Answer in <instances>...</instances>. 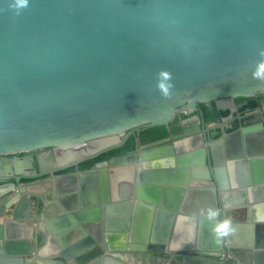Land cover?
I'll return each instance as SVG.
<instances>
[{
    "label": "water",
    "instance_id": "water-1",
    "mask_svg": "<svg viewBox=\"0 0 264 264\" xmlns=\"http://www.w3.org/2000/svg\"><path fill=\"white\" fill-rule=\"evenodd\" d=\"M14 3L0 0V181L13 180L0 185V215L18 201L43 207L48 196L24 190L39 178L81 173L79 189L54 192L80 223L98 225L101 207L131 208L133 201L135 207L175 218L185 191V182L177 184L181 174L188 176L193 168L200 176L196 169L207 166L209 179L216 182L220 164L239 158L254 174L249 181L261 183L263 193L256 190V195L264 200L263 133L227 135L215 151L199 126L172 147L150 145L149 155L135 151L84 171L58 174L121 145L130 134L169 127L177 115L192 114L202 103L214 102L231 112L235 99L264 94V81L253 78L264 49V0H28L23 9L10 7ZM161 69L172 74L168 96L157 88ZM256 141L262 147H254ZM30 152L39 153L30 160L16 157ZM143 157L159 161L139 172L114 168ZM177 160L180 169H170ZM106 164L114 168L112 186L101 181L88 200L83 179ZM171 173L177 174L176 181L165 179ZM149 184L153 187L141 186ZM144 189L155 197H146ZM206 196L208 206L220 210L216 221L207 220L213 227L231 215L226 210L230 203ZM244 204L242 199L235 220L252 223L247 227L255 233L253 243H236L232 234L217 241L213 234L204 243L181 245L177 237L169 242L165 229L147 243L128 242L119 216L108 219L116 231L97 229L75 247L76 257L58 247L55 252L62 264H109V257L129 264H264V221Z\"/></svg>",
    "mask_w": 264,
    "mask_h": 264
},
{
    "label": "crops",
    "instance_id": "crops-1",
    "mask_svg": "<svg viewBox=\"0 0 264 264\" xmlns=\"http://www.w3.org/2000/svg\"><path fill=\"white\" fill-rule=\"evenodd\" d=\"M241 137H243V133H241ZM220 140L222 141L223 138L210 143V145L216 146ZM176 142L155 148L172 147ZM151 150L154 149L143 150L139 154L149 155ZM157 161L159 160L143 157L142 160L138 159L133 165L127 162L125 166L120 164L119 166H114V168L123 170L126 167H134L139 172L144 170L143 166L145 164H155ZM175 163L170 165V169L177 171L180 169L179 160ZM114 168L107 164L101 165L98 169H95L96 171L89 173L83 179V185L88 189V191L86 190V198L88 200L94 195V189L99 188L101 181H104L105 185L111 188V172ZM220 168L222 169L221 171L214 173L216 182H212L209 179L210 172L207 166L202 165L196 169L202 173L200 176L193 174V168H191L192 171L188 176L183 174L179 176L180 179L177 184L180 186L181 182H185L183 186L185 191L180 203V209L176 212L175 218L170 217V215H162L156 209L147 210L141 206L135 207L136 201H133L135 203L132 202L133 206L131 208H127L125 205H121L119 210L110 205L101 207L99 211L101 217L98 225L92 222L80 223L76 216H73L71 212L67 211L65 206L57 201L61 195L54 197V192H59V194L62 192L64 194V192L74 190L76 187L79 189L81 179L78 176H81V173L76 178L60 176L51 180L43 179L29 184L24 187L26 193L38 194L40 197L48 196L49 199L46 200L43 207L41 205L33 207L18 201L10 208L5 209L0 215V264H62L61 259L58 258L59 253L55 252L56 247L61 249V252L64 250L72 252L71 258H74L78 253L75 247L78 248L77 245L84 240L86 241L89 236L94 237L97 229L104 233L108 230L109 232L110 230L116 231L118 228L115 227L114 230L111 221L108 219H118L119 216L121 220L119 227L120 231H122L121 235L125 234V230L130 234L128 242L134 240L137 243H147L149 241L146 242V240L156 236L157 231H164L165 229L169 242L178 238L181 245H185L192 240L204 243L211 239L213 235L211 231V228H213L212 224L207 222L205 215L201 214L202 211L210 207L208 206L209 201L206 195L213 196L214 202L218 196L219 200L224 197V200L230 203V207L226 210H229V213H231L229 216L234 221L235 231L231 233L233 241L242 243L250 240L253 243L255 233L252 229L249 232L247 227V224L251 222H248L247 219L243 222L235 219L241 216L242 208L239 204L243 199L244 205L249 207V213H252L254 218L257 215L262 217L260 222L263 223L264 210H262V206L264 200L260 199L261 197H258V194L256 195V190L262 189V185L261 183L253 184L250 182L254 174L250 166L242 162V158L234 159L233 161L225 159V162L220 164ZM175 174L171 173L165 179L168 178L167 180H172V182L176 181L173 176ZM141 186L150 188L152 185ZM171 187L172 189L170 190H173V183H171ZM16 190L10 193L8 197L15 196ZM150 191L144 189L142 193L146 197H155L154 191ZM260 192L262 191L260 190ZM171 194L173 195L174 193ZM66 215H69L70 218L68 216L66 218ZM126 216L131 219L128 220L127 224L125 222ZM262 234L260 236H262L264 241V231ZM33 249H35V252L31 254ZM259 257L257 256L256 258L259 259ZM261 258L264 260L263 257ZM109 259L112 261L109 264H129L125 259L119 260L114 257H109ZM67 263L71 264L70 261H67Z\"/></svg>",
    "mask_w": 264,
    "mask_h": 264
},
{
    "label": "flooded vegetation",
    "instance_id": "flooded-vegetation-1",
    "mask_svg": "<svg viewBox=\"0 0 264 264\" xmlns=\"http://www.w3.org/2000/svg\"><path fill=\"white\" fill-rule=\"evenodd\" d=\"M255 96L257 97L253 100V102L255 103L254 105L252 101L234 100L235 107L233 108L231 112L229 109H226V108L218 109L215 106L217 110L228 111L229 113L227 117L220 118L219 120L213 121V122L205 121L204 113L201 111V109H199L198 111L192 114H180V115H185V117L181 116L176 126L168 127L169 135L167 137H163L155 141L147 142L146 144H143V145H141L139 143V140L136 139L135 151L141 152L143 150L153 148L152 146H150L152 144H154V147L172 144L176 140H179L180 138L187 136V132L190 131V129H194L199 126L203 127L202 130L200 131V134L203 137L204 141L207 142L208 145H210V143H213L221 138L224 139L225 136L236 133V132H241L243 133V136H251V137L255 135L258 136L260 133L264 134V94H259ZM253 144H254V147L255 146L257 148L262 147L259 141L258 142L256 141ZM214 147L216 151V148L218 149L219 145L217 144ZM204 148H205V145H204ZM39 152H35V153H39ZM35 153L30 152V153H25V154H18L16 155V157L19 159H29L30 160L31 156ZM76 170L72 172L58 173V174L73 173ZM43 179L44 177L39 178V180H43ZM11 181H12L11 179L0 181V185H6L10 183ZM20 182L29 183L31 181L26 180V179H21Z\"/></svg>",
    "mask_w": 264,
    "mask_h": 264
},
{
    "label": "trees",
    "instance_id": "trees-1",
    "mask_svg": "<svg viewBox=\"0 0 264 264\" xmlns=\"http://www.w3.org/2000/svg\"><path fill=\"white\" fill-rule=\"evenodd\" d=\"M257 96L254 97H248V98H237L235 99L236 101L239 100H248L252 101L253 105L255 104L253 100ZM200 109L204 113V119L206 122H213L217 121L220 118H224L228 116V111H219L216 109L214 102H208V103H202L200 104ZM185 117V115H178L175 117L172 123H170L171 126H176L177 123L179 122L180 118ZM169 135L168 127L165 126H158V127H151L147 128L144 130H140L139 134H130L124 142L114 148H111V150L104 152L92 159H88L85 161H82L81 163L78 164L77 170L78 171H84L87 169L92 168L96 163L103 162L106 160H109L112 158V156H117V155H126L130 154L135 151L136 149V139L139 140V143L141 145L146 144L147 142L155 141L157 139H161L163 137H167ZM76 170V167H70L65 170L59 171L58 173H66V172H72Z\"/></svg>",
    "mask_w": 264,
    "mask_h": 264
},
{
    "label": "clouds",
    "instance_id": "clouds-1",
    "mask_svg": "<svg viewBox=\"0 0 264 264\" xmlns=\"http://www.w3.org/2000/svg\"><path fill=\"white\" fill-rule=\"evenodd\" d=\"M28 6V0H15V3L13 5H10V7H13L15 9H23ZM259 56L261 59L257 61L256 69L253 72V78L257 80L264 81V49H261L259 51ZM158 83L157 88L165 95H169V89L173 87L172 83L170 82L172 80V74L167 71L166 69H161L158 74ZM161 78L163 81H167V85H164L161 83ZM202 215L206 216V219L209 221H216L218 217H220V210L217 208L209 207L205 211H202ZM235 231L234 228V221L232 217L225 216L224 219L219 220L218 223H215L212 232L214 234V238L217 239V241L222 240L223 238L229 236L232 232Z\"/></svg>",
    "mask_w": 264,
    "mask_h": 264
},
{
    "label": "bare ground",
    "instance_id": "bare-ground-1",
    "mask_svg": "<svg viewBox=\"0 0 264 264\" xmlns=\"http://www.w3.org/2000/svg\"><path fill=\"white\" fill-rule=\"evenodd\" d=\"M145 155V154H144Z\"/></svg>",
    "mask_w": 264,
    "mask_h": 264
}]
</instances>
